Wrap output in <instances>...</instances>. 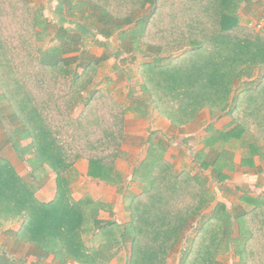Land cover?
<instances>
[{
  "label": "trees",
  "instance_id": "1",
  "mask_svg": "<svg viewBox=\"0 0 264 264\" xmlns=\"http://www.w3.org/2000/svg\"><path fill=\"white\" fill-rule=\"evenodd\" d=\"M256 1L56 0L52 21L41 5L0 0V129L29 168L25 179L0 154V230L38 256L77 264H113L122 252L117 264H172L173 253L176 264H217L231 253L236 264H264V194L243 192L228 208L204 175L227 178L232 151L217 143L245 149L242 165L264 159V33L240 19ZM115 34L143 58L126 105L93 86L108 56L87 45ZM203 109L231 121L208 129L198 170H177L161 142H149L131 174L140 190L127 193L115 169L127 112L155 111L179 128ZM81 159L91 180L117 186L127 221L98 217L110 202L72 196ZM49 173L55 194L42 201L36 192Z\"/></svg>",
  "mask_w": 264,
  "mask_h": 264
},
{
  "label": "crops",
  "instance_id": "2",
  "mask_svg": "<svg viewBox=\"0 0 264 264\" xmlns=\"http://www.w3.org/2000/svg\"><path fill=\"white\" fill-rule=\"evenodd\" d=\"M261 1L262 0H257L253 4H257V2L259 3ZM51 16L53 17L52 9H51ZM242 23H244V21H242ZM100 40L103 42V46H105L106 43L103 40H107V39H102L100 37ZM134 114L136 116H139L136 113ZM157 116H158V120L155 121L154 118ZM144 118L150 119L151 127L148 128L146 131L135 132L134 135H136L137 137L145 136L144 143L147 141L148 146H149V142H158V141L161 142V144L166 149L165 158L168 161H170L177 170L185 169V170H193V171L198 170V168L195 166L193 161L194 153L204 146L202 140L204 136L207 134L208 129L213 128L217 130H222L224 128H227L231 121L227 115L213 114L207 109L201 110L192 122L179 128L171 126V124L165 118L159 116L157 113L156 115L150 113ZM126 119H127V115H125V123H126ZM164 123L166 124V126H163ZM168 130L171 132L174 130L176 132V135L178 137L176 138L175 136L174 138L176 143L168 139L170 137L167 134ZM125 136H126V131H125ZM150 136L152 138L151 140L149 139ZM172 142L176 144L174 148H178L177 152L172 151V147H169ZM216 147L219 150L227 149L230 152L232 151V161L230 163V166L224 170V172L227 174V178L223 182H216L212 178L210 169L204 170V175L208 180L209 186H211V188L214 189L217 200L224 202L225 205L229 208L232 206L233 203H237L238 196L243 192H248L251 195L264 194V159L260 158L259 156H254L251 165L249 164L242 165L241 158L245 154V149L239 147L237 143H232V142L223 143V144L217 143ZM139 150L141 149L139 148L137 151ZM123 153L125 152L122 145L120 156L126 154ZM118 158L116 160H118ZM143 158L144 156H140V158H138V161L140 162ZM172 159L175 161H173ZM139 162H137V165ZM135 166L136 165L132 167V170ZM74 167L76 171V177L74 178L73 182H71L72 185L74 182L79 180L82 181V183L85 182L86 179L84 178H88L89 180H91L87 176L88 165L86 160L83 159L78 160L75 163ZM115 169L116 172H118L125 181V178L121 174V171L118 168H116V164H115ZM90 182L99 185V187L97 188L96 199L110 202L113 204L112 212L100 210L98 217L102 220L114 219L117 222H121V223L127 221L128 214L124 209L123 201L122 200L119 201L118 197H115V195L121 196L118 192L117 186L106 184L99 181H94V180H91ZM134 184H136L135 187H137V190H140L139 184L137 182H135ZM125 189L127 193H130V191H128L126 186ZM86 191L90 192V189L88 188L86 189ZM103 192H110L113 195L107 197L106 194ZM132 192L135 193V191ZM54 194H55L54 183L49 184L47 186L41 185V187L36 192V196L42 201L51 200L54 197ZM122 256H123V252L119 254V259H113L112 263L117 264V261L121 260ZM226 256L219 257L217 264H234V263L236 264L238 262V257H232L233 256L232 253ZM171 261L172 259L170 260V262ZM0 264H77V263L72 261L58 260L56 257H54L53 254H49L46 257L38 256L33 246H31L28 243L17 241L10 234L4 233L0 230Z\"/></svg>",
  "mask_w": 264,
  "mask_h": 264
},
{
  "label": "rangeland",
  "instance_id": "3",
  "mask_svg": "<svg viewBox=\"0 0 264 264\" xmlns=\"http://www.w3.org/2000/svg\"><path fill=\"white\" fill-rule=\"evenodd\" d=\"M32 5L43 8V13L47 17V19H50L54 21V15L51 16V9L55 6L56 0H28ZM264 0L261 2H257V4H251L250 7L242 8L240 10V19L246 23V21L250 20H256L262 16L264 13ZM254 31L264 33V31H258L254 29L253 27L248 26ZM99 38V36H96ZM105 41V46L95 44L94 42H89L87 45L89 51L94 56H102L106 55L108 56V59L104 60L100 66L98 73L96 77L93 80V86L94 85H105L108 87L111 92L125 105L127 104V94L131 88V86L136 85L139 82V75L137 74V68L136 64L137 62H140L143 60L140 53H131L124 50L123 43L121 39L118 37V34H115L113 37ZM47 44H44L42 46L43 48ZM129 45V44H128ZM107 78H109L108 81ZM152 114L156 115L155 111H151ZM127 119H126V136L123 142V148L125 155H122L118 158L116 164V168H118L121 171V174L124 176L125 181L123 183L124 186L127 187L128 191L132 192H138L137 187H135V182L131 179L132 174V167L134 165H137L138 158L140 156H145L147 151L148 142L146 141L144 143L145 136H139L137 137L134 135L135 132H142L146 131L148 128L151 127L150 125V119L146 118H140V116H136L133 112H127ZM140 118V119H139ZM154 120H158V116L154 118ZM7 121V120H6ZM160 122V121H158ZM163 126H166L164 123ZM8 132L7 127H1L0 129V154L6 158H8L11 163L14 165L17 172L22 175L25 179H28V166L25 162L21 161L18 158V154L15 152L14 148L11 146V143L8 141H5L6 139V133ZM170 137L168 138L171 141H175L176 138V132L173 130L172 132L168 130L167 133ZM140 140V141H139ZM173 143V142H172ZM170 144L169 147H172V151L177 152L178 148H174L176 144ZM178 145V144H177ZM179 147V146H176ZM141 149L137 151L138 149ZM173 160V159H172ZM175 161V160H173ZM55 175L53 173H49L47 178L45 179V182L42 185H49L54 183ZM123 178V177H122ZM88 182L82 181H76L71 184V190L73 197L75 199H79L82 195L85 193L90 194L94 199H96L97 195V188L99 187L98 184L91 183L88 178H84ZM55 184V183H54ZM138 186V185H137ZM90 189V192H87L86 189ZM52 190V189H51ZM92 192V193H91ZM106 194V196H112L113 194L110 192H103ZM102 193V194H103ZM80 195V196H79ZM77 197V198H76ZM118 197L119 201L122 200V196H116ZM187 233H190V228L186 229ZM172 264L176 263L177 254L173 253L172 256ZM224 257V256H223ZM229 257V256H226ZM236 257V256H232Z\"/></svg>",
  "mask_w": 264,
  "mask_h": 264
},
{
  "label": "built area",
  "instance_id": "4",
  "mask_svg": "<svg viewBox=\"0 0 264 264\" xmlns=\"http://www.w3.org/2000/svg\"><path fill=\"white\" fill-rule=\"evenodd\" d=\"M247 26L253 27L254 29L258 31H264V13L262 16L258 19L254 20H248L246 22Z\"/></svg>",
  "mask_w": 264,
  "mask_h": 264
}]
</instances>
